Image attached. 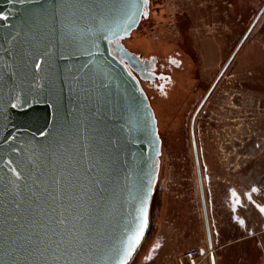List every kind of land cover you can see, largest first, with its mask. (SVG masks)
<instances>
[{"label":"water","instance_id":"obj_1","mask_svg":"<svg viewBox=\"0 0 264 264\" xmlns=\"http://www.w3.org/2000/svg\"><path fill=\"white\" fill-rule=\"evenodd\" d=\"M148 13L149 0H0V264H122L135 243L127 264L141 248L161 137L122 40Z\"/></svg>","mask_w":264,"mask_h":264},{"label":"rangeland","instance_id":"obj_2","mask_svg":"<svg viewBox=\"0 0 264 264\" xmlns=\"http://www.w3.org/2000/svg\"><path fill=\"white\" fill-rule=\"evenodd\" d=\"M262 3L264 0H150L148 15L142 18L130 36L123 39V43L141 57L154 55L164 62L169 55L184 58L196 56L201 59L200 65L206 78L212 79L237 47ZM186 68L182 70L183 74L180 71V78H187ZM179 70L174 69L173 74L177 75ZM261 76H264V13L239 48L222 79L225 94L222 93L221 104L225 106L227 124L224 136L229 142L225 141V152L220 153L216 146L215 152L219 153V163L226 173L231 172L230 169L236 165H242L245 153L243 148L255 139L256 107L258 100H264V88L260 90L258 79ZM182 83L179 84L183 87ZM145 88L161 114L160 134L167 138L155 183L151 222L157 218L156 205L163 191L170 192L177 184L196 196L198 191L189 157L181 155V151L183 154L188 152V142H178L173 137V131L179 125L178 114L185 115L188 110V103H183L182 108L179 103L182 98H186V90L180 92L177 85L170 89L169 97L163 99L149 84H145ZM183 131L185 138L186 128ZM212 136L219 137L217 146H220L223 135L212 133ZM216 169L219 171L220 167ZM248 245L245 248L246 259L238 258L239 249L236 246L229 251L225 249V264H258L260 248L251 243ZM139 250L127 264H135ZM201 260L203 258L200 256L198 264ZM202 264H209V260H203Z\"/></svg>","mask_w":264,"mask_h":264},{"label":"crops","instance_id":"obj_3","mask_svg":"<svg viewBox=\"0 0 264 264\" xmlns=\"http://www.w3.org/2000/svg\"><path fill=\"white\" fill-rule=\"evenodd\" d=\"M243 150L241 166L227 173L223 166L207 173L206 210L215 264H225V249L235 246L238 258L246 259L249 243L260 248L258 264H264L263 140L253 139ZM209 161L215 165V159ZM199 195L185 191L179 184L160 194L157 218L150 222L135 264H188L183 252L190 246L205 248L201 257L212 264Z\"/></svg>","mask_w":264,"mask_h":264},{"label":"flooded vegetation","instance_id":"obj_4","mask_svg":"<svg viewBox=\"0 0 264 264\" xmlns=\"http://www.w3.org/2000/svg\"><path fill=\"white\" fill-rule=\"evenodd\" d=\"M263 6L264 3L260 6L258 13ZM263 13L264 10L258 20L261 18ZM141 41L145 43L148 42L146 39ZM142 58L143 64L136 74L139 75L140 81L146 93L147 90L145 88V84H149V86L153 87L158 92V96L163 99L169 97L168 94L170 89L172 90V87L175 88L177 85L180 92H185V90L187 92L186 98H182L179 103L180 108L183 107V103H188V110L185 115H182V113L178 114L179 125L173 131V137H175L178 142H188V152L183 154V151H181V155L189 157L190 167H192L195 174V186L197 191L200 193V203L202 204V187L205 196V203L207 204L204 187L207 180V173L213 171L212 169L221 168V164L219 163L220 160H218L219 153L215 152V149L218 147L217 150H219L220 153L223 151L225 152L226 140L224 135L225 126L227 124L225 123V106L221 104L223 101L222 93L225 94V86L224 83L222 84V79L225 76V70L230 66L234 57L225 68L226 63L229 60L228 58V60L224 62L220 71L217 72L212 79L206 78L205 72H203L200 65L201 59L193 55L188 58L169 55L166 62L159 61L154 55ZM185 67H187L185 72L187 73V78H180L181 74H183L182 70H184ZM174 69H180L179 72H177V75L173 74ZM258 79L261 88L260 90L263 91L264 84L262 83H264V76H261ZM179 83H182L183 87ZM262 94H264V91ZM148 98L154 108L155 115L157 117L158 133L161 137V154L159 156L158 166L159 174L162 161L161 158L164 155L165 141L167 138L160 134L161 114H159L155 105L151 102L149 95ZM185 99L187 100L185 101ZM262 100L263 99H261V101L258 100V105L257 107L255 106L258 110L255 114L256 130L254 131V135L256 139H261L264 143V100ZM183 128H186L187 131V136L185 137L186 140L183 137ZM212 133L223 135V140H221L220 146H217V138L219 137H213ZM250 139L251 138H247V140ZM212 158H215L217 161H215V165L210 164L209 160Z\"/></svg>","mask_w":264,"mask_h":264},{"label":"built area","instance_id":"obj_5","mask_svg":"<svg viewBox=\"0 0 264 264\" xmlns=\"http://www.w3.org/2000/svg\"><path fill=\"white\" fill-rule=\"evenodd\" d=\"M201 256L200 248L196 246L188 247L183 252V257L188 264H198L199 257Z\"/></svg>","mask_w":264,"mask_h":264},{"label":"snow or ice","instance_id":"obj_6","mask_svg":"<svg viewBox=\"0 0 264 264\" xmlns=\"http://www.w3.org/2000/svg\"><path fill=\"white\" fill-rule=\"evenodd\" d=\"M145 2H146V0H145ZM37 66H39V65H37ZM253 190L255 191V189H253ZM60 223H64V221L61 220ZM146 224H147V220H146V218H145V219L141 222V226H140L139 233H138L137 236L135 237V240H136L137 242L139 241L140 236L142 235L143 230H144V227L146 226ZM40 243H43V240H41ZM134 247H135V243L132 244V245H130V246L128 247V250H127V253H126L125 259H124V261H122V264H126L127 257L131 255L132 250H133Z\"/></svg>","mask_w":264,"mask_h":264},{"label":"trees","instance_id":"obj_7","mask_svg":"<svg viewBox=\"0 0 264 264\" xmlns=\"http://www.w3.org/2000/svg\"><path fill=\"white\" fill-rule=\"evenodd\" d=\"M153 206H154V195H153V198H152V201H151V209H150V213H151L152 210H153Z\"/></svg>","mask_w":264,"mask_h":264},{"label":"bare ground","instance_id":"obj_8","mask_svg":"<svg viewBox=\"0 0 264 264\" xmlns=\"http://www.w3.org/2000/svg\"><path fill=\"white\" fill-rule=\"evenodd\" d=\"M123 41V40H122Z\"/></svg>","mask_w":264,"mask_h":264}]
</instances>
